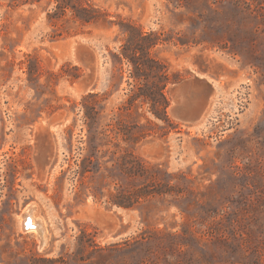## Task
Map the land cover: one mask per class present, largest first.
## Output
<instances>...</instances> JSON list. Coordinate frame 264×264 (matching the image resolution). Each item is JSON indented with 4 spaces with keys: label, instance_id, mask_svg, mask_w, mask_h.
<instances>
[{
    "label": "rangeland",
    "instance_id": "rangeland-1",
    "mask_svg": "<svg viewBox=\"0 0 264 264\" xmlns=\"http://www.w3.org/2000/svg\"><path fill=\"white\" fill-rule=\"evenodd\" d=\"M57 2L0 0V264H264V0L68 1L100 14L86 25ZM121 22L171 40L151 51L168 123L124 109ZM197 75L190 124L171 109ZM144 185L164 193L110 203Z\"/></svg>",
    "mask_w": 264,
    "mask_h": 264
},
{
    "label": "trees",
    "instance_id": "trees-1",
    "mask_svg": "<svg viewBox=\"0 0 264 264\" xmlns=\"http://www.w3.org/2000/svg\"><path fill=\"white\" fill-rule=\"evenodd\" d=\"M57 13L63 15L67 9H72V17L74 21H78L82 25L96 23L99 21L100 14L91 6L78 4L71 6L68 1L57 0ZM54 15H49L54 18ZM58 17V16H55ZM120 31L123 36V42L119 47V60H125L130 66L129 78L132 83L131 89L127 95V105L129 108L139 100L142 104L148 105L149 112L157 119L163 122H169L167 109L169 100L166 96V87L171 82L168 73V66L162 60L152 55V49L156 46L171 41L169 38L163 37L162 33L144 32L142 28L134 23H120ZM89 93L87 96H94ZM130 157L131 154H128ZM143 172L147 171L144 165H141ZM127 173H131L130 169L125 168ZM164 191L154 187L149 189L148 185L141 186L135 190L128 192H117L110 197V203L121 208H132L136 206L141 198L148 195L162 194Z\"/></svg>",
    "mask_w": 264,
    "mask_h": 264
},
{
    "label": "water",
    "instance_id": "water-1",
    "mask_svg": "<svg viewBox=\"0 0 264 264\" xmlns=\"http://www.w3.org/2000/svg\"><path fill=\"white\" fill-rule=\"evenodd\" d=\"M87 62H92V56L88 53L84 55ZM90 76L88 77V79ZM88 79L84 83V88L88 85ZM202 84H206V80L204 76L197 75L192 80L185 82L181 89L183 93V97L180 101H177L173 108L171 109V113L178 119L186 122V123H196L201 118L202 108L199 102H195L191 97L185 96V94L196 87H200ZM207 85V84H206ZM42 130L46 131V128L42 125Z\"/></svg>",
    "mask_w": 264,
    "mask_h": 264
},
{
    "label": "flooded vegetation",
    "instance_id": "flooded-vegetation-1",
    "mask_svg": "<svg viewBox=\"0 0 264 264\" xmlns=\"http://www.w3.org/2000/svg\"><path fill=\"white\" fill-rule=\"evenodd\" d=\"M40 140H41L40 142H39V140L36 142L37 143V149H38L37 158H38L39 163L44 161L45 152H46V146L43 143L44 141H43L42 137H40ZM30 206L25 208L22 211V213L19 215V219H18L19 225L22 227V230L24 229L23 232H26V233H31L32 230H34V229H37L39 232H42V229H44L43 223L41 222V220L34 217L33 212H32L33 208H31Z\"/></svg>",
    "mask_w": 264,
    "mask_h": 264
},
{
    "label": "bare ground",
    "instance_id": "bare-ground-1",
    "mask_svg": "<svg viewBox=\"0 0 264 264\" xmlns=\"http://www.w3.org/2000/svg\"><path fill=\"white\" fill-rule=\"evenodd\" d=\"M182 91V90H181ZM40 129H42V124L40 123L37 127H36V130H37V132L40 130ZM37 136L39 137V132H38V134H37ZM26 215V214H25ZM31 218V217H30ZM31 224V223H30ZM40 224V223H39ZM42 227V226H41ZM28 229V228H27ZM24 230V229H23ZM35 231H32V233L34 232V234H35V236H36V238L37 239H39V241H40V244H39V246H42V244H43V238H44V236H43V234H44V232H43V229H42V232H39L37 229H34Z\"/></svg>",
    "mask_w": 264,
    "mask_h": 264
}]
</instances>
